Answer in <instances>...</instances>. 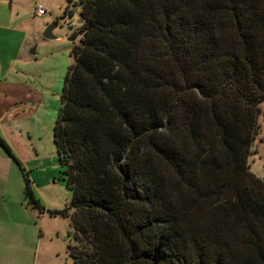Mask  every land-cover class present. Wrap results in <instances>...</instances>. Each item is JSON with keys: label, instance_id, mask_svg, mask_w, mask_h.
Segmentation results:
<instances>
[{"label": "trees", "instance_id": "trees-1", "mask_svg": "<svg viewBox=\"0 0 264 264\" xmlns=\"http://www.w3.org/2000/svg\"><path fill=\"white\" fill-rule=\"evenodd\" d=\"M77 5L53 126L71 203L46 210L27 179L23 192L70 219L72 264H264V183L246 165L264 0Z\"/></svg>", "mask_w": 264, "mask_h": 264}, {"label": "rangeland", "instance_id": "rangeland-1", "mask_svg": "<svg viewBox=\"0 0 264 264\" xmlns=\"http://www.w3.org/2000/svg\"><path fill=\"white\" fill-rule=\"evenodd\" d=\"M5 3L0 12L9 11ZM39 6L42 16L35 15ZM12 7L26 19L21 28L0 30V140L20 167L0 146V221L23 239L20 244L26 249V239L33 237L34 245L29 243L26 256L28 264H72L66 250L73 232L70 219L39 215L23 192L27 179L35 200L46 210L62 211L71 203L72 192L66 186L65 169L53 143V126L64 80L73 63L71 51L79 44V38L71 41L69 37L82 26L80 8L77 0H13ZM3 15L0 23L5 24ZM53 24L54 39H43V32ZM32 38L35 44L19 56V42ZM32 49L34 55L29 54ZM258 109L246 165L264 183V101ZM11 254L14 258L15 252ZM18 257L22 258L21 252Z\"/></svg>", "mask_w": 264, "mask_h": 264}, {"label": "crops", "instance_id": "crops-1", "mask_svg": "<svg viewBox=\"0 0 264 264\" xmlns=\"http://www.w3.org/2000/svg\"><path fill=\"white\" fill-rule=\"evenodd\" d=\"M5 2H7L9 4L8 9L9 11L6 9V12L3 10H1L2 12H0V17H4V14L6 15V22L4 23H0V30H5V31H9V30H13L16 28H21L22 23L25 21L26 16H23L19 13V9H13L12 7V2L13 0H0V5L1 7L5 6ZM40 7V6H39ZM35 15H37V13L35 12ZM4 24V25H2ZM19 45V56H23V52L26 49L31 48V46H33V44H35V40L32 38L31 40H21ZM34 50V49H32ZM29 51L30 52L32 51ZM34 55V54H33ZM2 86L1 82H0V87ZM39 215H44V214H39ZM3 217V216H2ZM0 216V220L2 218ZM6 217V216H4ZM9 219V217L7 218ZM6 223V222H4ZM3 222L0 221V264H19V261H22V264H28V260L26 259V256L29 255L28 252V248H29V243L30 245H34L33 244V237L30 236L28 237L27 240V249L24 248L21 244L23 243V239H20L17 235V233H13L10 232L9 228H7L6 225ZM9 223V222H7ZM21 243V244H20ZM12 252H15V256L14 258L12 257ZM18 252L22 253V258L19 259L18 257ZM33 256V254H32Z\"/></svg>", "mask_w": 264, "mask_h": 264}, {"label": "water", "instance_id": "water-1", "mask_svg": "<svg viewBox=\"0 0 264 264\" xmlns=\"http://www.w3.org/2000/svg\"><path fill=\"white\" fill-rule=\"evenodd\" d=\"M55 27H56L55 24H53V25L47 27V28L45 29V31L43 32V34H42V38L45 39V40H53L54 37H53V35H52V32H53V30L55 29ZM30 54L33 55V54H34V50H32V51L30 52Z\"/></svg>", "mask_w": 264, "mask_h": 264}, {"label": "built area", "instance_id": "built-area-1", "mask_svg": "<svg viewBox=\"0 0 264 264\" xmlns=\"http://www.w3.org/2000/svg\"><path fill=\"white\" fill-rule=\"evenodd\" d=\"M36 13H37V15H39V16L44 15V11H43V9H42L41 7H38V8H37Z\"/></svg>", "mask_w": 264, "mask_h": 264}]
</instances>
